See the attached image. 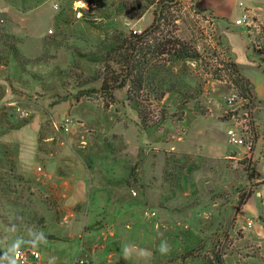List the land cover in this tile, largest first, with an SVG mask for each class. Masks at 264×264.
<instances>
[{
  "label": "rangeland",
  "instance_id": "1",
  "mask_svg": "<svg viewBox=\"0 0 264 264\" xmlns=\"http://www.w3.org/2000/svg\"><path fill=\"white\" fill-rule=\"evenodd\" d=\"M120 1L137 3L136 14L144 0H0V232L26 237L15 251L86 264H264L252 155L264 120L252 84L247 101L231 81L237 30L195 0L170 4L167 29L200 56L152 70L143 123L128 85L108 102L94 79L102 64L83 57L114 31L152 22L154 6L131 19ZM247 1L241 33L264 44V0ZM230 129L243 144L228 141Z\"/></svg>",
  "mask_w": 264,
  "mask_h": 264
},
{
  "label": "trees",
  "instance_id": "2",
  "mask_svg": "<svg viewBox=\"0 0 264 264\" xmlns=\"http://www.w3.org/2000/svg\"><path fill=\"white\" fill-rule=\"evenodd\" d=\"M175 1L144 0L141 9L136 14L129 13V10L136 7L137 3H130L128 7L120 1L116 9L126 12L131 19L140 18L150 6H154L152 22L139 33L114 31L95 51L83 54V57L92 62L102 64L103 70L97 71L94 79H101L99 90L109 100L108 102L113 101L114 90L128 85L127 99L134 104L138 118L143 123H147L150 119L147 108V105L150 104V94L144 93V91H147L152 85V70L159 69V67L164 68L168 63L187 59L194 60L200 56L195 47L188 45V42L167 29L169 24L176 21V19H172L169 9L170 4H174ZM175 27L176 25L172 26L174 31ZM247 35L250 41L251 38L249 34ZM261 40H263L261 37H256L252 43L250 41V45L262 50L263 52L260 51L261 55H264V44H261ZM9 51L17 58L18 50L15 46H10ZM259 59L264 65V58L259 57ZM260 64L258 66L264 72V67ZM227 67L230 70V76H232L231 81L234 87L239 90L240 96L250 101V81L241 74L237 63L229 62ZM159 83H161V79ZM163 96L164 92L160 91L153 99L160 101ZM218 261L221 262L220 259Z\"/></svg>",
  "mask_w": 264,
  "mask_h": 264
},
{
  "label": "crops",
  "instance_id": "3",
  "mask_svg": "<svg viewBox=\"0 0 264 264\" xmlns=\"http://www.w3.org/2000/svg\"><path fill=\"white\" fill-rule=\"evenodd\" d=\"M199 8L204 12L212 15L220 23H231V27L236 31L235 38L230 43V50L233 53L234 60L240 67L241 74L247 78L253 87V98L257 105L259 119L264 120V72L262 69L253 61L252 49L248 40V35L243 34L244 30L240 26L245 25L243 23L236 24L235 21L242 19V16L246 14L245 8H249V3L241 2V0H195ZM240 28V29H239ZM245 33V32H244ZM242 34V35H241ZM222 149L220 150L219 145L216 151L218 155L224 154L225 152V139L222 140ZM219 142H217L218 144ZM210 152V145L207 147ZM253 160H255V167L253 171V179L257 182L264 181V148H260V143L254 147L252 151ZM261 187H264L262 185ZM260 197L262 191H259ZM264 192V191H263ZM260 200V199H259ZM254 207V206H253ZM257 207V206H256ZM255 211H257V208ZM82 242V241H81ZM85 242V241H83ZM28 244L26 237L13 236L12 233L7 235L6 231L0 232V264H15L13 261V254L17 248L25 247ZM82 250V249H81ZM61 253H64L63 251ZM48 252H43L39 256L38 260L30 261L28 264H79L78 261L74 260L73 255L58 254L57 258H48ZM82 260V259H79Z\"/></svg>",
  "mask_w": 264,
  "mask_h": 264
},
{
  "label": "built area",
  "instance_id": "4",
  "mask_svg": "<svg viewBox=\"0 0 264 264\" xmlns=\"http://www.w3.org/2000/svg\"><path fill=\"white\" fill-rule=\"evenodd\" d=\"M235 22L236 24L241 23L240 20H236ZM133 32L139 33L140 31L134 30ZM235 98L236 95H232V97L230 98V102H232ZM227 138L231 144L234 145L243 144V140L233 129L227 131ZM247 225L250 226V222ZM38 257H39V253L34 250H17L13 254V260L16 261L17 264H28L31 259L34 260ZM79 264H86V261L79 260Z\"/></svg>",
  "mask_w": 264,
  "mask_h": 264
},
{
  "label": "clouds",
  "instance_id": "5",
  "mask_svg": "<svg viewBox=\"0 0 264 264\" xmlns=\"http://www.w3.org/2000/svg\"><path fill=\"white\" fill-rule=\"evenodd\" d=\"M85 6V5H82ZM159 251L162 255L167 254L170 251V246L168 245V243L166 241H162L160 246H159ZM124 253H125V257H127L128 255V249L125 248L124 249Z\"/></svg>",
  "mask_w": 264,
  "mask_h": 264
}]
</instances>
